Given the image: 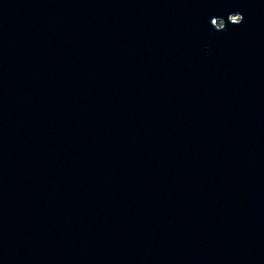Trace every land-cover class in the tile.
<instances>
[{"label": "water", "instance_id": "1", "mask_svg": "<svg viewBox=\"0 0 264 264\" xmlns=\"http://www.w3.org/2000/svg\"><path fill=\"white\" fill-rule=\"evenodd\" d=\"M0 264H264V0H0Z\"/></svg>", "mask_w": 264, "mask_h": 264}]
</instances>
